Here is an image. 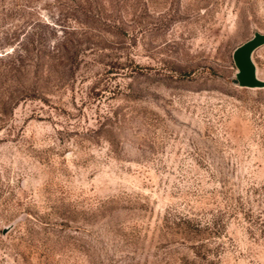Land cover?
<instances>
[{"label":"rangeland","instance_id":"1","mask_svg":"<svg viewBox=\"0 0 264 264\" xmlns=\"http://www.w3.org/2000/svg\"><path fill=\"white\" fill-rule=\"evenodd\" d=\"M254 33L264 0H0V264H264Z\"/></svg>","mask_w":264,"mask_h":264},{"label":"water","instance_id":"2","mask_svg":"<svg viewBox=\"0 0 264 264\" xmlns=\"http://www.w3.org/2000/svg\"><path fill=\"white\" fill-rule=\"evenodd\" d=\"M264 44V33H254V35L235 48L232 54L233 62L236 66L235 77L239 86L262 87L264 81L256 76L255 66L252 61L253 51Z\"/></svg>","mask_w":264,"mask_h":264}]
</instances>
